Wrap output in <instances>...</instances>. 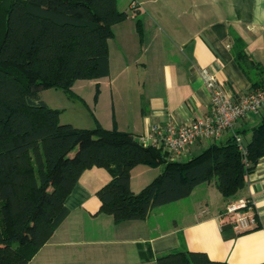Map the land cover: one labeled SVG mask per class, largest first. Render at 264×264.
Listing matches in <instances>:
<instances>
[{
  "label": "trees",
  "instance_id": "trees-1",
  "mask_svg": "<svg viewBox=\"0 0 264 264\" xmlns=\"http://www.w3.org/2000/svg\"><path fill=\"white\" fill-rule=\"evenodd\" d=\"M128 16L117 0H0V264L28 263L66 217L65 199L87 168L109 172L97 196L100 211L118 223L144 219L151 208L189 196L201 183L213 182L223 197H233L264 155V114L249 129L212 141L185 160L171 159L116 125L59 122L60 109L40 100L39 91L61 88L73 95L77 79L107 76L108 39ZM136 29L141 37L140 19ZM235 57L242 68L259 69L262 76L251 87L264 89V62L242 46ZM248 132L244 152L236 135ZM137 164L162 169L134 192L131 169ZM221 228L225 233L232 225ZM139 255L153 257L142 244ZM156 264L230 263L177 250L158 256Z\"/></svg>",
  "mask_w": 264,
  "mask_h": 264
},
{
  "label": "crops",
  "instance_id": "crops-1",
  "mask_svg": "<svg viewBox=\"0 0 264 264\" xmlns=\"http://www.w3.org/2000/svg\"><path fill=\"white\" fill-rule=\"evenodd\" d=\"M117 5L129 16L113 26L114 35L108 39L109 74L101 78L123 93L117 81L123 86L124 81L136 79L141 66L148 91L145 105L136 112L140 123L100 122L103 127L113 128L115 124L147 144L150 125L167 119L187 123L207 113L210 93L204 85L202 67L210 68L223 89L235 97L255 90L251 80L262 74L254 67L239 66L235 48L242 46L250 58L264 62V0H117ZM137 19L142 25L141 37ZM123 97L119 98L122 105L126 102ZM117 111L127 115L125 107ZM263 114L264 107L238 119L224 139L249 129ZM240 137L249 139L250 132ZM203 143L204 139L195 141L174 159L188 157L195 145L203 147ZM110 178L103 167L82 172L65 199L66 217L27 264H156L158 256L177 250L201 251L212 260L230 264H264L262 161L233 197L222 196L219 208L214 205L211 183H201L189 195L207 184L202 189L205 196L194 202L197 207L183 208L167 223L160 219L162 205L151 208L144 219L118 223L112 215L101 212L97 191ZM238 198L254 201L257 225L240 233L233 228L224 233L221 225L230 223V216L223 210ZM139 244L152 251L151 259L140 258Z\"/></svg>",
  "mask_w": 264,
  "mask_h": 264
},
{
  "label": "rangeland",
  "instance_id": "rangeland-1",
  "mask_svg": "<svg viewBox=\"0 0 264 264\" xmlns=\"http://www.w3.org/2000/svg\"><path fill=\"white\" fill-rule=\"evenodd\" d=\"M115 66V64L113 65ZM139 66L137 74L139 75L136 79L117 81V87L119 90L112 89V86L105 82L106 78L99 79H77L71 90L73 95L68 94L61 88H44L39 91V99L44 100L48 105L60 109L59 122L70 123L77 127H93L96 123H140L139 114L137 110L145 105L144 97L148 91V81L144 76V71ZM136 74V76H137ZM101 81V82H100ZM120 85H119V84ZM159 86V84H157ZM157 86V87H158ZM124 96L126 102L124 105L119 103V98ZM120 107L126 108L127 115L122 116V113L117 111ZM259 118H256L257 121ZM115 125V124H114ZM106 128V127H105ZM224 132L220 139L223 140L226 136ZM248 137H245L242 142L246 143ZM210 143L209 140H204L203 147L195 145L191 154L181 158L183 160L188 159L191 155L197 154L203 148ZM162 169V165L150 166L144 164H137L131 169L132 177V188L135 191H139L145 184H147L156 174ZM202 184L196 188V191L191 196H186L179 199L180 201H173L162 205L164 211L163 216L160 217L162 223H167L172 217H176L178 212L183 208H192L194 202L205 194L202 193ZM212 193L216 197V203L214 204L218 208L222 203V195L218 188L213 182H211ZM213 199V198H212ZM197 207V205H194ZM156 207V206H155ZM152 217L150 220L152 222Z\"/></svg>",
  "mask_w": 264,
  "mask_h": 264
},
{
  "label": "built area",
  "instance_id": "built-area-1",
  "mask_svg": "<svg viewBox=\"0 0 264 264\" xmlns=\"http://www.w3.org/2000/svg\"><path fill=\"white\" fill-rule=\"evenodd\" d=\"M201 74L210 93L209 111L187 123L167 119L149 127L147 144L161 147L171 159L178 157L197 140L217 142L224 132L233 128L238 119L250 113H258L264 107V89L258 88L235 97L223 89L210 68L202 67ZM236 139L240 149L245 152L240 136L236 135ZM259 161L264 164V155ZM223 213L230 216V224L238 233L257 225L252 199L238 198L229 201Z\"/></svg>",
  "mask_w": 264,
  "mask_h": 264
}]
</instances>
